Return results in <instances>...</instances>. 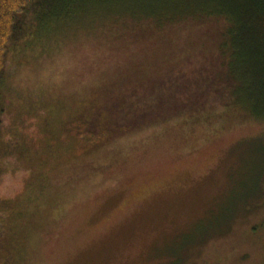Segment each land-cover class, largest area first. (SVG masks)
I'll use <instances>...</instances> for the list:
<instances>
[{"label": "rangeland", "instance_id": "obj_1", "mask_svg": "<svg viewBox=\"0 0 264 264\" xmlns=\"http://www.w3.org/2000/svg\"><path fill=\"white\" fill-rule=\"evenodd\" d=\"M91 19L49 36L34 28L10 55L4 99L15 114L40 97L128 92L190 56L181 70L206 107L129 133L31 187L10 227L18 264H264V121L225 105L201 71L224 69V20L159 31Z\"/></svg>", "mask_w": 264, "mask_h": 264}, {"label": "trees", "instance_id": "obj_2", "mask_svg": "<svg viewBox=\"0 0 264 264\" xmlns=\"http://www.w3.org/2000/svg\"><path fill=\"white\" fill-rule=\"evenodd\" d=\"M95 13L100 16L90 15ZM110 17L159 31L224 20L228 28L221 31L219 46L224 69L216 74L202 66L208 74L202 80L218 86L217 97L225 105L264 121V0H0V264H18L10 227L17 204L40 180L129 133L169 124L206 107L199 94L189 93L190 77L181 70L193 63L191 56L183 65L177 58L164 76L127 87L128 92L102 86L84 98L63 102L40 97L16 114L6 106L8 59L34 28L49 36L68 21L99 18L106 24ZM7 120L16 122L11 126Z\"/></svg>", "mask_w": 264, "mask_h": 264}]
</instances>
